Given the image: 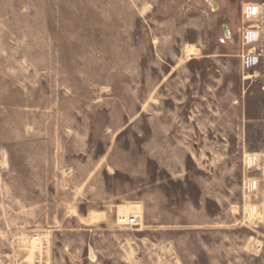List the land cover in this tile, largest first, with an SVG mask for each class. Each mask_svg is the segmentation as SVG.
<instances>
[{"label": "rangeland", "instance_id": "374dc122", "mask_svg": "<svg viewBox=\"0 0 264 264\" xmlns=\"http://www.w3.org/2000/svg\"><path fill=\"white\" fill-rule=\"evenodd\" d=\"M247 1L0 0V264H264Z\"/></svg>", "mask_w": 264, "mask_h": 264}, {"label": "built area", "instance_id": "2783aa9c", "mask_svg": "<svg viewBox=\"0 0 264 264\" xmlns=\"http://www.w3.org/2000/svg\"><path fill=\"white\" fill-rule=\"evenodd\" d=\"M241 26L239 41L241 46L240 68L245 80L264 77V1L244 2L240 10ZM138 212L117 213L116 225L134 228L141 225Z\"/></svg>", "mask_w": 264, "mask_h": 264}, {"label": "bare ground", "instance_id": "6f19581e", "mask_svg": "<svg viewBox=\"0 0 264 264\" xmlns=\"http://www.w3.org/2000/svg\"><path fill=\"white\" fill-rule=\"evenodd\" d=\"M253 159V158H252Z\"/></svg>", "mask_w": 264, "mask_h": 264}]
</instances>
